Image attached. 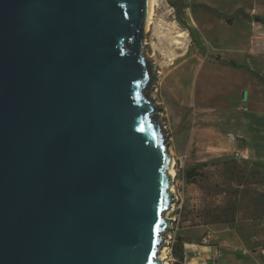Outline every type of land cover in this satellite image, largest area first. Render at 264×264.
Masks as SVG:
<instances>
[{
  "label": "water",
  "instance_id": "obj_1",
  "mask_svg": "<svg viewBox=\"0 0 264 264\" xmlns=\"http://www.w3.org/2000/svg\"><path fill=\"white\" fill-rule=\"evenodd\" d=\"M150 0H0V264H164L172 156Z\"/></svg>",
  "mask_w": 264,
  "mask_h": 264
},
{
  "label": "rangeland",
  "instance_id": "obj_2",
  "mask_svg": "<svg viewBox=\"0 0 264 264\" xmlns=\"http://www.w3.org/2000/svg\"><path fill=\"white\" fill-rule=\"evenodd\" d=\"M195 3L251 15L232 26L209 15L206 24ZM255 16L264 20V0H157L144 48L157 74L150 94L169 152L183 160L173 185L180 201L165 214L174 220L163 246L170 264L177 236L195 264H264V82L214 58L264 77V25ZM199 162L209 165L186 181Z\"/></svg>",
  "mask_w": 264,
  "mask_h": 264
},
{
  "label": "trees",
  "instance_id": "obj_3",
  "mask_svg": "<svg viewBox=\"0 0 264 264\" xmlns=\"http://www.w3.org/2000/svg\"><path fill=\"white\" fill-rule=\"evenodd\" d=\"M173 6L176 7L180 13L182 12V9H183L182 4H178L176 2H173ZM194 6H197V5H194ZM202 6H204V5H202ZM204 7H206L210 11L214 12L215 14H218L219 16H221L228 24H232L234 22V20L236 19V17H238L240 15L248 16V14L242 9L237 10L233 14L226 15V14L221 13L220 11L215 10L213 8H210L208 6H204ZM183 23H184V21H183ZM214 58L220 64H222L224 66H229V67L234 68V69H246L252 76H254L258 80L264 82V77L262 75H260L258 72L254 71L253 69H251L250 67H248L246 65L239 64L234 60H224V59H221L219 56L214 57ZM208 165H209L208 162H199L198 164H196L192 168H189L185 174L186 181H188V182L194 181L195 177L200 174V172L198 170L200 168L207 167ZM228 221H229L228 218H222V217H217V219L215 220V222H228ZM173 253L178 258V260H177L178 262H174L173 264H179L180 262H182L184 260V243L181 240L180 236H177L176 243L173 245Z\"/></svg>",
  "mask_w": 264,
  "mask_h": 264
},
{
  "label": "crops",
  "instance_id": "obj_4",
  "mask_svg": "<svg viewBox=\"0 0 264 264\" xmlns=\"http://www.w3.org/2000/svg\"><path fill=\"white\" fill-rule=\"evenodd\" d=\"M194 5H197V6H194ZM202 5H204V6H208V7H210V8H213V9H215V10H218V11H220L221 13H224V14H226V15H230V14H233V13H235L237 10H239V9H242V10H244L247 14H248V16H244V15H240V16H238V17H236V19L234 20V22L232 23V24H228L221 16H219L218 14H215L214 12H212V11H210L209 9H207L206 7H204V6H202ZM192 7H196V8H198V12L200 13V16L202 17V19L201 20H203V22H205L206 24H208L206 21H205V18H207V19H209V15H211V16H213V17H216V18H220V20H222L224 23H226L228 26H232V25H234V23H235V21L237 20V19H242V18H249L250 17V13L249 12H247L244 8H242V7H237L235 10H233L232 12H229V13H226V12H224V11H221V10H219L216 6H214L213 4H208V3H195V4H192L191 5ZM200 8V9H199ZM255 18V20H258L259 18L258 17H254ZM264 19V18H263ZM258 21H260V23L262 24V25H264V20H258ZM235 61V60H234ZM239 64H241V63H239ZM222 65V64H221ZM244 65V64H243ZM224 66V65H223ZM227 67H229V66H227ZM249 67V66H248ZM231 68V67H230ZM232 69H234V68H232ZM234 70H241V69H234ZM244 70H246V69H244ZM247 71V70H246ZM255 71V70H254ZM250 74V73H249ZM251 75V74H250ZM252 76V75H251ZM254 77V76H253ZM189 147H190V149L189 150H192V147L189 145ZM172 156H173V154H172ZM174 157V156H173ZM189 258H191V256H189V255H186V257H185V259L182 261V262H180L179 264H195V262H196V260H192V261H188V259ZM206 261V260H205ZM174 262H178L177 261V259H175V261ZM173 263V262H172Z\"/></svg>",
  "mask_w": 264,
  "mask_h": 264
},
{
  "label": "bare ground",
  "instance_id": "obj_5",
  "mask_svg": "<svg viewBox=\"0 0 264 264\" xmlns=\"http://www.w3.org/2000/svg\"><path fill=\"white\" fill-rule=\"evenodd\" d=\"M156 5H157V0H150V11H149V18H148V22H147L146 34H147V32H149V30L151 29L152 24L154 23ZM179 36L182 37L183 35L180 34ZM180 43L181 42H179V44ZM169 173H170L171 180H172V185H171V189L170 190L172 192H175V188L173 186L174 185V181H175V177H176L175 159H174V157H172V162H171V166H170V169H169ZM189 246H191L192 248H195V245L189 244ZM165 251H166V248L162 247L160 252H159V257L163 258L164 264H170V262L167 260V256H166Z\"/></svg>",
  "mask_w": 264,
  "mask_h": 264
},
{
  "label": "built area",
  "instance_id": "obj_6",
  "mask_svg": "<svg viewBox=\"0 0 264 264\" xmlns=\"http://www.w3.org/2000/svg\"><path fill=\"white\" fill-rule=\"evenodd\" d=\"M174 156V155H173ZM172 156V157H173ZM183 158V157H182ZM174 159H175V165H177V163H178V161H179V163H180V165L182 166V163H183V160L181 159V158H175L174 157ZM187 255V254H186Z\"/></svg>",
  "mask_w": 264,
  "mask_h": 264
}]
</instances>
